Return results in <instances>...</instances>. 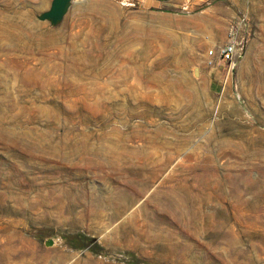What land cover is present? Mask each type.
Returning a JSON list of instances; mask_svg holds the SVG:
<instances>
[{"label": "rangeland", "instance_id": "374dc122", "mask_svg": "<svg viewBox=\"0 0 264 264\" xmlns=\"http://www.w3.org/2000/svg\"><path fill=\"white\" fill-rule=\"evenodd\" d=\"M50 2L0 0V264H264V0Z\"/></svg>", "mask_w": 264, "mask_h": 264}, {"label": "built area", "instance_id": "2783aa9c", "mask_svg": "<svg viewBox=\"0 0 264 264\" xmlns=\"http://www.w3.org/2000/svg\"><path fill=\"white\" fill-rule=\"evenodd\" d=\"M243 21L244 20L242 19L240 20V22ZM240 22H238L237 24L240 25ZM233 27L235 26L231 24V29H233ZM239 43L240 42H238L237 39L233 36L219 47L209 49L207 54L212 58H217L219 61L227 62L233 65L234 58L238 55L237 51ZM209 63L212 64V61Z\"/></svg>", "mask_w": 264, "mask_h": 264}, {"label": "water", "instance_id": "95a60500", "mask_svg": "<svg viewBox=\"0 0 264 264\" xmlns=\"http://www.w3.org/2000/svg\"><path fill=\"white\" fill-rule=\"evenodd\" d=\"M73 0H51L49 8L37 16L41 21L47 20L51 25H56L63 19ZM51 244V240L45 243Z\"/></svg>", "mask_w": 264, "mask_h": 264}, {"label": "crops", "instance_id": "0c3cea01", "mask_svg": "<svg viewBox=\"0 0 264 264\" xmlns=\"http://www.w3.org/2000/svg\"><path fill=\"white\" fill-rule=\"evenodd\" d=\"M216 87H217V85H216Z\"/></svg>", "mask_w": 264, "mask_h": 264}]
</instances>
